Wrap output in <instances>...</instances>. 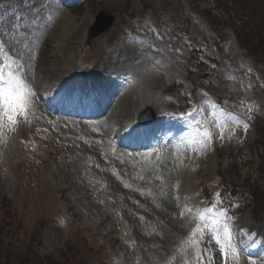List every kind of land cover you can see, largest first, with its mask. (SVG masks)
Listing matches in <instances>:
<instances>
[{
	"label": "rangeland",
	"instance_id": "rangeland-1",
	"mask_svg": "<svg viewBox=\"0 0 264 264\" xmlns=\"http://www.w3.org/2000/svg\"><path fill=\"white\" fill-rule=\"evenodd\" d=\"M199 1L196 12L190 7L196 0H0V75L23 66L33 89L21 127L9 136L13 126L5 121L0 128L1 256L9 240L13 256L23 250L30 260L40 256L48 264H199L198 251H207L212 264H225L210 231L202 243L189 245L190 238L200 240V233L191 234L197 226L203 228L199 219L204 220L208 207L201 198L213 199L214 191L222 188L224 196L230 191L241 200L231 206L239 226L230 231L240 256L229 257L227 264H264V162H247L252 139L255 146L259 134L264 138V0H250L246 6L251 13L255 2L253 20L261 29L252 43L261 57L256 81L248 78V70L239 69L252 65L242 56L244 51L234 49L231 29L239 20L211 0ZM227 1L225 6L231 8ZM208 8L213 9L209 18L206 10L201 12ZM100 10L112 13L114 23L89 38L87 32ZM219 13L228 15L231 26H222L225 20L216 18ZM207 19L213 20L222 39L216 51ZM154 28L163 35L162 42L155 40ZM204 38L214 61L198 59L191 50V44ZM153 42L168 50H151L147 45ZM176 48L181 53L171 50ZM74 76L89 81L94 104L95 99L102 100L95 109L106 101L110 110L114 108L113 114L105 115L109 122L53 115L38 104V91L48 86L52 95L58 82ZM81 90L75 96L85 98ZM212 97L226 108L229 144L220 138ZM76 100V105L64 107L83 106ZM44 105L63 107L48 101ZM147 107L159 115L147 131L149 143L156 147L147 143L141 151L129 152L116 146L108 134L111 125L117 128L137 119ZM215 112L225 126L222 111ZM234 114L247 119L251 115L257 130L245 132ZM197 120L212 134L214 145L203 150L189 147L191 126ZM180 154L188 165V173L182 176L180 170L181 198L199 217L174 206ZM258 168L261 173L255 171ZM250 183L261 185L255 190L258 203L243 210V202L253 197L252 185H246ZM165 198L170 215L165 214ZM229 202L230 197H224L220 204Z\"/></svg>",
	"mask_w": 264,
	"mask_h": 264
},
{
	"label": "snow or ice",
	"instance_id": "snow-or-ice-1",
	"mask_svg": "<svg viewBox=\"0 0 264 264\" xmlns=\"http://www.w3.org/2000/svg\"><path fill=\"white\" fill-rule=\"evenodd\" d=\"M154 32L155 40L163 41V35L158 30H152ZM143 45L145 41H140ZM153 51H163L168 50L167 45L164 49H161L159 44L153 42L147 45ZM175 53H181V49H171ZM33 96V89L27 79V73L23 70V66L18 69L15 73L10 72L7 76H0V128L5 126V121L9 127L16 125L18 117H26L27 109L31 105ZM216 107L215 104L212 105ZM252 105H249V113L252 112ZM258 107V105L256 106ZM195 109L192 113L186 114L191 117L195 113ZM182 119L185 117H181ZM249 115V119H251ZM211 123V122H210ZM237 124L242 123L240 120H236ZM192 127V139L189 141V147L194 150H203L211 143L212 134L207 131L206 125H203L200 120H197ZM249 125L243 123V128L245 132L247 131ZM221 139L223 138V132H221ZM157 179H160L158 176ZM216 205L207 209L210 213L208 221L204 223L203 228L197 226V228L191 234L195 236L196 233H200V240L191 239L189 245L197 246L199 243L203 242L204 233L210 231L212 233V239L215 244L219 246L220 254L224 258L225 264L229 257L233 260H238L240 252L236 244L233 242V238L229 227L224 222L227 218V209H221L219 212H215ZM183 215V213H182ZM203 218V217H202ZM63 223V221H61ZM254 246V245H253ZM197 258L199 264H205V257H207V264H212L213 257L207 252H197Z\"/></svg>",
	"mask_w": 264,
	"mask_h": 264
},
{
	"label": "trees",
	"instance_id": "trees-1",
	"mask_svg": "<svg viewBox=\"0 0 264 264\" xmlns=\"http://www.w3.org/2000/svg\"><path fill=\"white\" fill-rule=\"evenodd\" d=\"M215 1L217 3L216 5L218 8H220L224 11H228L230 13L232 12L231 13L232 17L235 16L236 18L242 20L241 21L242 24L240 26H236L235 23L233 22V25L235 26L234 31H235V34L237 36L238 43L246 51L247 55L250 56L256 64H258L259 63L258 59L261 58L260 53L258 51L259 47L256 48L252 45V43L257 40V37H259V34L261 33V29L258 26V22L253 20V18H255V13H256L255 2H253L252 7L250 9L251 13H249V11L246 9V6H247V4H249L250 0H230L231 1L230 4L232 5L231 8H228V6H225L228 3L227 0H215ZM207 15H208L207 16L208 18H209V16H212L210 14V11H207ZM221 15L222 14L217 15L216 18H220V19L225 20V21H222V26H225V27L231 26L230 23L228 25V20H229L228 15L227 14L224 16H221ZM209 23H212L211 27L213 28L214 32H216V30H218V28L215 27L213 20H209ZM220 40H222V39L219 38L218 35H216L214 37V47L216 49H219V41ZM194 51H195L197 58L201 59V57L198 56V54H201V52L196 51V50H194ZM206 60L214 61V58L213 59L207 58ZM261 137H263V135H261ZM256 152H257L256 156H258V158L261 159L260 160L261 162H264V138H262V140L260 141V144L257 145ZM262 171L264 172V169H262ZM256 189L260 190L261 185L253 184L252 185V192L249 191V193H251V195H253V198L255 200V201H253V206L258 203V198L254 197L256 194V192H255ZM258 210L259 209L257 208L255 211L257 212ZM5 238L6 237H4V240H5ZM9 244H10V241L8 240L3 245L6 247V249L1 248L2 254L4 253V255H2V256L0 255V264H8V262H10V260L13 264H16V263L17 264H43L44 262H45V264H48L47 260H42L40 256H37L36 258L30 260L28 258V255H26L23 250H20L16 256H13L11 250H9L10 249Z\"/></svg>",
	"mask_w": 264,
	"mask_h": 264
},
{
	"label": "bare ground",
	"instance_id": "bare-ground-1",
	"mask_svg": "<svg viewBox=\"0 0 264 264\" xmlns=\"http://www.w3.org/2000/svg\"><path fill=\"white\" fill-rule=\"evenodd\" d=\"M85 78V77H84ZM83 80H81V82H82ZM74 82V81H73ZM80 82V87H79V89H82L81 91H85V86H84V82H83V84ZM86 82H88V84H90L89 83V81H86ZM74 84H77V83H74ZM72 85V82H70V83H66V84H64V81H62V82H58L57 84H56V86L57 87H60V89H58L57 90V93H55V95L54 96H52V99H50L49 100V102L50 103H53V104H55V103H58L59 105H56V106H65V107H68L70 104H73V105H76L75 104V100L77 99V97L75 96L76 95V93H78L77 91H78V89L76 90L75 88H76V86H71ZM79 85V84H78ZM90 86V85H89ZM71 88V90H70V92H71V96L70 95H68V94H66V93H63L64 92V90H65V92L67 91V89H70ZM92 87L90 86V88L88 89V93L90 92V93H92L93 91H92V89H91ZM86 90H87V87H86ZM66 94V95H65ZM65 97V100L64 101H62V98L61 97ZM75 97V98H74ZM114 98V96H112V98L111 99H113ZM54 99V100H53ZM77 102H80L81 104L80 105H83L84 104V100L81 98V97H79L77 100H76ZM48 102V103H49ZM97 102H99V103H101L102 104V100H96L95 99V104H94V101H93V103L91 102L90 103V107H92V108H96V104H97ZM107 103H108V101H106L105 102V105H104V107L102 108V110H103V113L102 114H104V113H106V112H109L108 113V115H111V114H113L114 113V108L113 109H111L110 110V108H109V105H107ZM100 104V105H101ZM99 105V106H100ZM54 108H56V107H54ZM57 109V108H56ZM86 110V109H85ZM91 114H94V112L93 111H91L90 112ZM94 115H96L97 117H98V115L97 114H94ZM84 116H87V115H84ZM96 117V118H97ZM104 116H102L101 115V117H99V118H103ZM103 120L105 121L106 119L105 118H103ZM157 120H159V118H157L156 119V121ZM156 121H154L153 123H150V124H148V125H146V130H148V129H150V126L151 125H153ZM126 128L125 129H123V133L121 134V136H119L118 134H117V132H116V138H118V139H120L122 142H121V146H127L128 148H139V146H141L143 143H144V140H142V141H140V142H138V140L137 139H135V138H132L131 136L133 135V134H135V132L138 130V128L139 129H142V128H140V126H138L139 124L134 120V119H131V120H129V121H126ZM144 127V126H143ZM161 149V148H160ZM182 169V170H181ZM177 170L179 171V174H178V177H179V180L176 182V189H174V195H175V198H176V201L174 202L175 203V207H177L176 206V204L177 205H179L181 202H182V200H181V191H182V189H183V183L182 182H184V181H182L181 182V175L183 176L185 173H188V165L186 164V162H184V161H179L178 163H177ZM180 170H181V175H180ZM177 171V172H178ZM175 183V182H174ZM173 203V204H174ZM163 207L164 208H166L165 209V214L166 215H170L171 214V212L169 211L170 210V201H169V199H166L165 198V201L163 200Z\"/></svg>",
	"mask_w": 264,
	"mask_h": 264
},
{
	"label": "water",
	"instance_id": "water-1",
	"mask_svg": "<svg viewBox=\"0 0 264 264\" xmlns=\"http://www.w3.org/2000/svg\"><path fill=\"white\" fill-rule=\"evenodd\" d=\"M113 21H114V16L111 13L101 10L96 15L95 22L93 23L88 35L90 37H93L99 34L100 32L108 30L110 26L112 25ZM148 111L150 112L149 109ZM153 117H154V114L151 113V115L148 118L143 119L142 121L150 120Z\"/></svg>",
	"mask_w": 264,
	"mask_h": 264
}]
</instances>
